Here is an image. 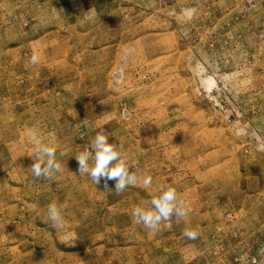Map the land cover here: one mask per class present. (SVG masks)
<instances>
[{
    "label": "rangeland",
    "instance_id": "374dc122",
    "mask_svg": "<svg viewBox=\"0 0 264 264\" xmlns=\"http://www.w3.org/2000/svg\"><path fill=\"white\" fill-rule=\"evenodd\" d=\"M103 131L122 192L79 171ZM167 187L188 214L136 223ZM0 264H264V0H0Z\"/></svg>",
    "mask_w": 264,
    "mask_h": 264
},
{
    "label": "clouds",
    "instance_id": "9594fccd",
    "mask_svg": "<svg viewBox=\"0 0 264 264\" xmlns=\"http://www.w3.org/2000/svg\"><path fill=\"white\" fill-rule=\"evenodd\" d=\"M40 56L33 53L29 62L37 64ZM79 164V171L89 175L95 185L105 178V185L108 180H115V189L122 192L128 185L134 184L136 175L130 171V164L125 153L120 150V145L110 143L106 132L97 133L92 140L91 149L86 148L75 156ZM34 163L31 166L35 177L51 178L61 168L56 160V148L50 144L36 139L34 142ZM145 185L150 184V179H145ZM186 216L188 209L178 197L173 187H167L160 191L157 197L151 200V207L145 208L136 206L132 215L136 223L143 224L150 229H158L162 221H168L173 215ZM47 215L52 222L53 228L63 227V215L61 207L55 203L48 207ZM184 235L190 240H195L199 233L195 230H186Z\"/></svg>",
    "mask_w": 264,
    "mask_h": 264
},
{
    "label": "bare ground",
    "instance_id": "6f19581e",
    "mask_svg": "<svg viewBox=\"0 0 264 264\" xmlns=\"http://www.w3.org/2000/svg\"><path fill=\"white\" fill-rule=\"evenodd\" d=\"M212 83H213V80H208L207 81V87L209 88L212 85Z\"/></svg>",
    "mask_w": 264,
    "mask_h": 264
}]
</instances>
